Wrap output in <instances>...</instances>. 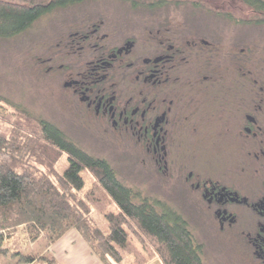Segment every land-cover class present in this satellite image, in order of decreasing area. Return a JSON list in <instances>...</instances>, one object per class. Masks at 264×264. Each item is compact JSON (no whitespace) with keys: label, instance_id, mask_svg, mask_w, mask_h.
Segmentation results:
<instances>
[{"label":"flooded vegetation","instance_id":"flooded-vegetation-1","mask_svg":"<svg viewBox=\"0 0 264 264\" xmlns=\"http://www.w3.org/2000/svg\"><path fill=\"white\" fill-rule=\"evenodd\" d=\"M189 1L206 12L85 14L33 63L82 128L147 167L150 203L181 218L203 264H264V10Z\"/></svg>","mask_w":264,"mask_h":264},{"label":"trees","instance_id":"trees-1","mask_svg":"<svg viewBox=\"0 0 264 264\" xmlns=\"http://www.w3.org/2000/svg\"><path fill=\"white\" fill-rule=\"evenodd\" d=\"M90 1L95 0H0V39L17 37L53 11ZM165 2L144 3L152 9ZM242 2L264 10V0ZM257 19V24H264V16ZM0 102L12 105L3 98ZM12 113L0 112V257L9 253L6 242L13 235L22 243L45 239L50 247L75 230L103 264H124L126 254L135 264L153 259L161 264H203L179 216L158 213L148 200L140 199V193L119 182L107 161L88 155L57 126L28 118L15 107ZM62 156L68 165L56 172ZM81 171L90 173L94 182L89 192L79 195L84 187ZM101 197L106 199L104 205ZM109 204L117 210L103 214L107 227L103 232L92 215L95 209L104 212ZM11 255L19 256L17 264L44 258L19 251Z\"/></svg>","mask_w":264,"mask_h":264},{"label":"rangeland","instance_id":"rangeland-1","mask_svg":"<svg viewBox=\"0 0 264 264\" xmlns=\"http://www.w3.org/2000/svg\"><path fill=\"white\" fill-rule=\"evenodd\" d=\"M134 1L138 5L135 11H133L132 0H95L62 8L40 17L26 32L15 38L0 39V98L13 105L0 102V112L13 114L12 108L15 107L20 112H25L28 118L46 120L52 123L88 155L107 161L112 170L115 171L119 182L125 187L131 188L135 193H140V199H146L150 202L152 192L148 181L147 167H144L140 159L134 157L127 149H121L114 144L101 141L96 138L93 131L82 128L73 114H70L69 110L63 106L52 85L48 80L46 81L44 75L38 73L33 63L44 52L42 50L44 44L52 43L54 35L58 34L64 27L73 24L76 18L85 17V14L98 12L108 15L115 22L134 21V17L140 21H152L154 19V22H157L158 19L165 17L197 15L202 13L201 10H204V5H202L200 11L198 9L194 10L191 6L192 1L187 2L185 5L179 4L178 0ZM159 1H166L167 4L152 9L146 8V2L147 4H155ZM206 9H208L207 6ZM204 11L206 12V10ZM251 32L255 42H257L256 40L264 42L263 28L253 27ZM11 122L12 120L5 126L9 128ZM67 165L65 156H62L55 166L56 172H62ZM81 176L84 187L79 195L89 192L94 182L93 176L87 171H81ZM100 202L104 205L106 202L105 197L104 199L101 197ZM116 210L117 208L112 204H109L104 212L94 210L93 221L103 232L107 231L103 214L107 211L116 213ZM21 240L17 235L9 237L6 242L9 253L6 257H0V264H17L19 256L11 254L18 251L26 256L39 258L48 245L45 239H39V241L33 243H22ZM136 247L139 249L137 244ZM43 254H45L44 258L36 260L32 264H53L55 261L54 254L46 251ZM214 254L215 260L209 262V264H224L225 259L223 260L222 253ZM223 254L230 255V252L224 249ZM230 258H232L231 255ZM153 260L151 264L159 263L157 259ZM133 261L132 255L126 254L124 256V264H135Z\"/></svg>","mask_w":264,"mask_h":264},{"label":"crops","instance_id":"crops-1","mask_svg":"<svg viewBox=\"0 0 264 264\" xmlns=\"http://www.w3.org/2000/svg\"><path fill=\"white\" fill-rule=\"evenodd\" d=\"M45 251L54 254L55 261L53 264H103L99 258L90 251L86 242L80 239L75 230H71L61 236V238L56 240L50 247L46 246L43 253ZM43 253L41 254L42 256L45 255ZM153 261L154 260H152V262Z\"/></svg>","mask_w":264,"mask_h":264}]
</instances>
